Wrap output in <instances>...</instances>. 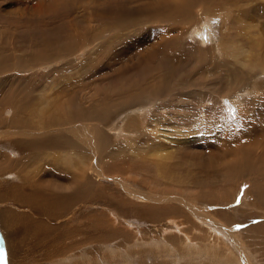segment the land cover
Wrapping results in <instances>:
<instances>
[{"label": "rangeland", "instance_id": "rangeland-1", "mask_svg": "<svg viewBox=\"0 0 264 264\" xmlns=\"http://www.w3.org/2000/svg\"><path fill=\"white\" fill-rule=\"evenodd\" d=\"M74 1L82 9L74 4L66 20L90 19L86 7L99 0ZM116 1L135 8L133 28H122L116 42L106 45L113 36L107 30L96 39L92 32L73 53L48 52V63L18 70L16 53H37L43 34L57 39L54 33L61 35L63 26L60 20L30 19L41 0H0V66L12 69L0 71V100L16 90L22 96L17 101L31 102L16 119L14 104L0 107V262L264 264V0H193L192 21L176 24H141L136 9L153 0ZM84 23L104 29L102 19ZM141 52L154 55L148 68L140 64ZM166 55H176L179 65L190 61L175 78L194 79V86L158 87L161 96L153 99L160 76L153 69L160 66L161 73ZM131 83L144 85L140 100L132 102L140 103L141 118L132 112L107 130L118 115L112 105L94 111L111 113L105 121L72 122L65 130L54 123L45 132L33 127L48 122L45 112L53 100L54 118L65 115L68 98L75 108L88 109L104 95L118 100ZM225 141L239 152L248 150L255 169L239 160L236 176L224 181L217 169L238 153L228 147L223 158ZM166 153L171 155L163 160ZM81 168L87 178L74 182ZM34 189L45 196L58 193L55 204L39 198L23 204Z\"/></svg>", "mask_w": 264, "mask_h": 264}, {"label": "bare ground", "instance_id": "bare-ground-1", "mask_svg": "<svg viewBox=\"0 0 264 264\" xmlns=\"http://www.w3.org/2000/svg\"><path fill=\"white\" fill-rule=\"evenodd\" d=\"M52 1V0H51ZM82 1L84 0H80V2L82 3ZM120 1V0H119ZM122 1V0H121ZM127 2V0H125ZM130 1V0H129ZM208 1V0H207ZM41 2H43V4L41 3H38L36 4L35 6V9L33 10L31 17L30 19L32 21L38 24H44L45 22H49L50 24L52 22H54V20H57V21H61V25L63 26V31H62V34L61 35H58L56 32L54 33V35L56 36L57 35V39H51L50 37H48V33L47 34H43V38L41 36V41L44 42L45 44H43L42 46H40V50L35 53V54H22V53H16L15 55L17 56L16 59H17V66H18V70L20 69H24V68H34L35 66H39L41 63H48L49 62V59L48 57H46L47 53L48 52H55V53H58V54H66V53H73V51L75 50V45H77L76 43L79 42V41H84L86 40V36L90 35L92 32L94 33V36L92 38L96 39L97 37L101 36L102 34H104V32L107 30L108 32H110L113 36L108 40V43L106 45H109L111 44L112 42H116L114 41V39H116L117 37L116 36H119V32L122 30V28L124 29L125 27L128 29V26H134V22L132 21V12L131 10L132 9H129V6L127 7L124 3L122 2H118L116 0H99V1H95V2H91V5H89V7H86L87 6V3L86 4H83L86 9H89L90 11V19L88 17H85V16H80V18H71L69 20H66V18H68L71 14L70 12L73 10V5L75 4L76 9H82L80 6H78L74 1V0H61V1H54L53 2H50L49 0H44ZM90 2V0H89ZM134 2V1H133ZM136 2V1H135ZM129 3V2H128ZM130 5V3H129ZM135 5V4H134ZM142 5V4H141ZM83 6V7H84ZM91 6V7H90ZM139 6V4H138ZM197 6L196 2H194L193 0H162V1H156V0H153V1H149L148 4L146 5H142V7L140 8H137V13L140 14H143V16L140 15V17H144L143 19H141L139 17V15L137 14L134 15L136 16V18H138V20L141 22H147V21H150L151 20H156L157 22L159 23H174L176 24L177 22H189V21H192V18H191V12L193 11V9ZM215 8V5L213 6ZM85 9V8H84ZM135 9V8H134ZM133 9V10H134ZM132 10V11H133ZM59 11V12H58ZM206 12V11H205ZM57 13L59 18L58 19H55L54 18V14ZM75 13V12H74ZM207 13V12H206ZM70 14V15H69ZM28 16V15H27ZM211 16V14L209 15ZM21 17V16H20ZM85 17V18H84ZM22 18V17H21ZM52 18V19H50ZM81 18H83V20H81ZM132 18V19H131ZM80 19V20H79ZM102 19L104 21V24L102 25V27L104 29H99V28H96V29H93L90 27L88 28V25H85L84 22H94L96 20H100ZM48 20V21H47ZM137 20V21H138ZM138 21V22H139ZM205 21V20H204ZM202 21V23L204 22ZM207 21V19H206ZM205 21V23H206ZM56 22V21H55ZM141 22V24H142ZM58 23V22H57ZM60 23V22H59ZM147 24V23H146ZM139 25V24H138ZM170 25V24H169ZM208 25V24H207ZM142 26V25H141ZM200 26V25H199ZM206 26V25H205ZM204 27V26H203ZM37 28H40L37 26ZM125 28V29H126ZM133 28V27H131ZM140 29V28H139ZM202 30V29H201ZM201 30L199 31L200 35L198 34V36L201 38L203 34H201ZM204 31H207L206 29L203 28ZM209 30V29H208ZM48 31V30H46ZM127 31V30H125ZM160 32V31H159ZM203 32V31H202ZM154 33V32H153ZM210 33V32H209ZM208 33V34H209ZM162 34V33H161ZM166 35V34H165ZM205 35L207 36V34L205 33ZM50 36V35H49ZM210 36V35H209ZM105 37H108V35H104L102 37V39H105ZM128 37V36H127ZM247 37V35H246ZM168 38V36L166 37ZM154 39V38H153ZM118 40V39H117ZM121 40V39H120ZM164 40V39H163ZM173 40V43H174V47L175 48H180L178 46V44H180V42L178 41V39H172ZM65 41V42H64ZM61 42V43H60ZM62 42H64L65 44H62ZM119 42V40H118ZM122 42V41H121ZM167 42H171L169 41V38L167 39ZM87 43V42H86ZM91 43H92V40H91ZM127 44V41L125 42ZM164 45H166V42H163ZM178 43V44H177ZM115 44V43H114ZM113 44V45H114ZM123 44V42L121 43ZM131 45V43H128ZM129 45V46H130ZM141 45V44H140ZM176 45V46H175ZM258 44H256L255 46L257 47ZM110 46V45H109ZM118 46V44H117ZM124 47V45H122ZM127 46V45H126ZM132 46V45H131ZM259 46V45H258ZM108 47V46H107ZM114 48V47H113ZM134 48V46H133ZM160 48V47H159ZM167 48V47H166ZM115 49V48H114ZM113 49V50H114ZM136 49V48H135ZM139 49V48H138ZM165 49V47H164ZM176 49V50H177ZM129 51V50H128ZM130 51H131V48H130ZM167 51V50H166ZM149 52V51H148ZM157 52V51H156ZM164 52V51H163ZM236 52V50H235ZM54 53V54H55ZM144 53V52H143ZM155 53V51H154ZM180 53V52H179ZM182 53V52H181ZM173 54V52H172ZM126 55V53H125ZM142 57H141V60H140V64H145V67L148 68L149 67V63L148 61L150 59H152L151 57L154 56L152 52H150L149 54H144L142 55V52L140 54ZM178 56H181L178 55ZM183 56V54H182ZM114 57V56H113ZM121 57V56H120ZM125 57V56H124ZM130 57V56H129ZM140 57V56H139ZM190 58H195L194 55L192 56H189L188 58H186V60L190 59ZM51 59V58H50ZM115 59V58H114ZM113 59V61H114ZM136 59V60H137ZM122 61L121 59H116L115 61H118L119 62ZM178 60V57L175 56H171V55H166L163 57V70L161 71H158L160 70L159 67L157 66L158 69H153L155 70V72L158 74H160L159 76V79L158 77H156L157 81L156 83L154 84V87L152 88V92H157L156 93V96H151L150 98H153V99H156L157 97L161 96V89H159L158 87H162L164 86L165 87V91L166 90H169V88H172V89H182L186 86H194V84H190V82L194 79H192L190 82H188V80H183V81H180L179 79H176L175 77L179 75V73L185 69L184 67L188 66L190 63V61L188 62H184V64H176V61ZM182 60V59H181ZM43 61V62H41ZM180 61V60H179ZM185 61V60H184ZM205 61V57H201L200 58V64L204 63ZM160 62V61H158ZM183 62V60H182ZM124 63V62H123ZM131 63V62H130ZM137 64V63H136ZM135 66V65H134ZM140 66V65H139ZM143 67V66H142ZM202 67V66H201ZM200 67V68H201ZM9 68V66H8ZM7 68V69H8ZM144 68V67H143ZM200 68H198L200 70ZM120 69V68H119ZM162 69V68H161ZM118 70V69H117ZM116 70V71H117ZM0 71L3 73V72H12V69H8V70H4L2 66H0ZM216 71V70H214ZM217 73V72H216ZM126 74V72L123 73V75ZM187 76H185V79ZM193 82V81H192ZM145 83V82H144ZM138 83H131L129 84L128 86L129 87H132L134 85H137ZM142 85V84H140ZM134 86L132 88H130L129 90L127 91H124L123 94L120 95V97L118 98V100L116 99H108L110 98L111 96L108 95H104L103 96V100L99 101L98 103H94L92 106L90 105V107L88 109H85L84 107H76L75 108V104L73 106V100L68 98L67 102L64 100L63 101V104L62 106L65 108V110L67 111L65 113V115L63 114V116L59 115V116H55L53 118V114L51 113L52 112V109H53V105H54V100L52 101V104H51V109L49 110H46V114L48 115L49 117V120L47 123H41L40 125L35 124L33 125V127H38L36 128L37 130H42V131H46V127L45 125L50 126L52 124L55 123V126L56 128H61L63 129V127L65 128V126H67V124L69 123H75L78 121V123H84V122H87V121H90V122H93L94 119L97 117L98 119H103L104 121L106 120V118H108V115H110L111 113H108V112H100L98 115L96 113H94L95 110L97 109H101V110H106L108 108H112V105H117L116 108H118V115L116 117L115 120H113V122H109L110 124H106V127H107V130H111L114 129V126H115V123L119 120H125L127 119L128 117H130V113L134 112L137 116H140V114H138V112H141V105H139L140 103H134L132 104L133 101H137L138 99L140 100L142 94H141V91L143 90V87L144 85L142 86ZM175 85V86H173ZM157 86V87H155ZM199 86V85H198ZM31 87V86H30ZM135 89V91L133 92V90ZM10 91V90H9ZM221 92V91H220ZM177 97H181L183 98L184 100V95L180 94V95H177ZM112 98V97H111ZM197 98H200V97H197ZM17 99H22V96L20 95H17L16 94V90L14 91H11L10 93H8V95H6L3 99L0 100V107L2 106H6V105H10V104H14V110H17V115L14 117V119L17 118V116L19 114H23L25 109H24V105L28 102L27 100L25 101H17ZM61 99V98H60ZM99 99V98H98ZM97 99V100H98ZM56 101V100H55ZM119 104H118V103ZM31 102H28L27 104H29ZM33 103V102H32ZM31 105V104H30ZM57 105V104H56ZM55 105V106H56ZM139 105V106H138ZM27 106V105H26ZM25 106V107H26ZM138 106V107H136ZM114 107V106H113ZM121 107H124L123 109H120ZM30 108V106L27 108V117H29L30 113L34 112L33 110H30L28 112V109ZM126 109H129L128 110V113H125L124 110ZM44 110V109H43ZM45 111V110H44ZM261 111V110H260ZM31 113V114H32ZM142 116H140L141 118ZM13 119V117H11ZM53 118V120H52ZM29 119H31L29 117ZM23 121V119L21 120ZM2 122V121H1ZM57 124V125H56ZM112 128V129H111ZM49 129V128H48ZM47 129V130H48ZM74 128H70V129H67L66 131L67 132H70L72 133V130ZM136 129V126L135 124H132V131H134ZM65 130V129H63ZM119 130V128H118ZM44 131V132H45ZM120 131V130H119ZM228 136V135H227ZM235 136H233V138L231 139H235L234 138ZM230 138V137H229ZM171 139V138H170ZM230 141V140H229ZM52 144V143H51ZM70 144H74L75 146H77L75 143H70ZM62 145V144H61ZM73 145V146H74ZM222 149H225L222 153V157L223 158H228V147L230 148H233L234 152H236V150H238L237 152L238 153H232V158H236V160L234 162H231L227 165H221L218 169H217V173H219V171L222 172V178H224V181L226 180L227 177H235L236 175L233 174L232 172H237V170H239L240 168V165H239V160H243V165L245 166L246 165H250L253 169H255V165L254 163L250 160V153L249 151H241L239 152L240 150L242 149H237L236 148V145L231 143V144H228V142H223L222 143ZM79 147V146H77ZM132 151H134L133 148H131ZM232 150V149H231ZM171 153V152H170ZM171 154L169 153H166L162 156L163 160H166L168 159L167 157L170 156ZM253 156V155H252ZM43 159H45L43 157ZM116 160H117V157H116ZM170 160V158H169ZM74 161V160H73ZM83 162V161H82ZM155 162L158 163V161L156 160ZM213 162V160H212ZM75 163V162H73ZM164 164V163H163ZM73 165V164H72ZM76 165V163L74 164ZM134 167L137 169L138 167H142L143 165L140 164V163H133ZM195 165V168L197 167L196 164L194 163ZM210 165V164H209ZM158 167H164L161 163L159 165V163L157 164ZM172 166H173V163H172ZM171 166V167H172ZM243 166V169H245ZM249 166V167H250ZM80 167V166H79ZM82 167V166H81ZM199 167H201V165L199 164ZM237 167V168H236ZM85 168V167H84ZM198 168V167H197ZM248 168V167H247ZM173 169H174V166H173ZM79 173L77 175H74L72 178H73V181H82L83 183V180H86L87 177H85V175L87 174L85 169H79ZM207 171V169H206ZM67 173V172H66ZM205 173V172H204ZM242 173H243V170H242ZM245 173V172H244ZM241 175V174H240ZM187 176V175H186ZM242 176V175H241ZM187 178V177H185ZM184 178V179H185ZM183 179V180H184ZM88 181H90L89 179H87ZM187 180V179H185ZM73 182V183H74ZM72 183V184H73ZM92 183V181H91ZM78 184V183H77ZM78 186V185H77ZM92 187V186H91ZM93 188V187H92ZM91 188V189H92ZM92 191H94V189H92ZM20 193V192H19ZM54 192L53 194L49 195L47 194L45 196V194H41V192H39L38 190H35L30 194V196L27 198V202H25L23 200V197L25 196L24 194H20L19 198L21 201H24L23 204H29V203H34V202H37L35 199L36 198H39V199H42L43 201H48V202H51V204L49 205H54L55 204V201H56V197L59 195L58 193ZM19 195V194H18ZM22 195V196H21ZM56 195V196H55ZM17 197V200L19 199ZM19 201V200H18ZM58 202V201H57ZM64 202V201H63ZM60 203V202H59ZM62 203V202H61ZM39 204V203H38ZM48 204V203H47ZM43 205V204H42ZM59 205V204H57ZM56 205V206H57ZM65 205V204H64ZM63 205V206H64ZM41 206V205H40ZM36 207V206H35ZM61 207V205H60ZM58 208V207H57ZM55 209V207H54ZM41 210V209H40ZM53 210V209H52ZM44 211V209H43ZM42 211V213H43ZM45 212V211H44ZM47 212V211H46ZM41 213V212H40ZM17 217V215H15ZM29 216V215H28ZM13 217V216H12ZM13 219V223H15V218ZM31 220V219H30ZM26 221L29 222L28 219H26ZM22 222V221H21ZM11 224V223H10ZM191 248V247H190ZM1 249V248H0ZM104 250V249H103ZM66 260V259H65ZM17 263V262H16ZM0 264H2V261L0 262Z\"/></svg>", "mask_w": 264, "mask_h": 264}, {"label": "snow or ice", "instance_id": "snow-or-ice-1", "mask_svg": "<svg viewBox=\"0 0 264 264\" xmlns=\"http://www.w3.org/2000/svg\"><path fill=\"white\" fill-rule=\"evenodd\" d=\"M213 23H216L215 21H213ZM3 259V251L2 250H0V260H2Z\"/></svg>", "mask_w": 264, "mask_h": 264}]
</instances>
